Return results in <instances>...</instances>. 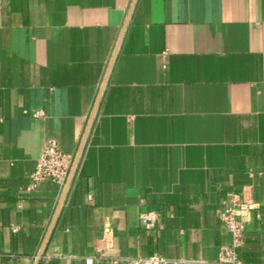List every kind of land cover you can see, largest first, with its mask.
<instances>
[{
	"label": "crops",
	"instance_id": "0c3cea01",
	"mask_svg": "<svg viewBox=\"0 0 264 264\" xmlns=\"http://www.w3.org/2000/svg\"><path fill=\"white\" fill-rule=\"evenodd\" d=\"M83 139L66 193L31 188ZM229 192L264 264V0H0V264H221Z\"/></svg>",
	"mask_w": 264,
	"mask_h": 264
},
{
	"label": "built area",
	"instance_id": "2783aa9c",
	"mask_svg": "<svg viewBox=\"0 0 264 264\" xmlns=\"http://www.w3.org/2000/svg\"><path fill=\"white\" fill-rule=\"evenodd\" d=\"M40 113H37L38 116ZM85 140L83 139L74 154L64 153L56 140L48 141L42 155L36 162L31 173V188H37L46 181L56 183L63 193H66L77 174ZM254 205L246 199L243 193L229 192L218 212L219 220L225 225L232 236V244L222 247L219 255L221 264H241L237 251L245 243V232L250 212ZM159 216L156 212L146 211L140 215V221L146 229H153ZM103 257H86L87 264H102ZM109 264H191V261L176 260L161 254L131 258L111 257Z\"/></svg>",
	"mask_w": 264,
	"mask_h": 264
},
{
	"label": "water",
	"instance_id": "95a60500",
	"mask_svg": "<svg viewBox=\"0 0 264 264\" xmlns=\"http://www.w3.org/2000/svg\"><path fill=\"white\" fill-rule=\"evenodd\" d=\"M134 1H135V0H134ZM113 62H114V59H113V61H112L111 64H110V68H109L108 74H109L110 71H111V68H112Z\"/></svg>",
	"mask_w": 264,
	"mask_h": 264
}]
</instances>
